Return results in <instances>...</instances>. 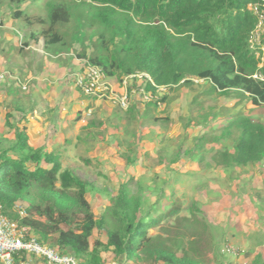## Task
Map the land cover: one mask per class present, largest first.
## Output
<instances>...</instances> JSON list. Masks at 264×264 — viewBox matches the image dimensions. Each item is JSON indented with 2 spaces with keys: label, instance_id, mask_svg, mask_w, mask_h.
<instances>
[{
  "label": "trees",
  "instance_id": "1",
  "mask_svg": "<svg viewBox=\"0 0 264 264\" xmlns=\"http://www.w3.org/2000/svg\"><path fill=\"white\" fill-rule=\"evenodd\" d=\"M27 1L19 0L16 7L12 0H0V5L5 6L4 12L26 5L14 15L20 27L28 28L29 39H43L49 56L72 52L75 45L79 47L75 56L118 80L145 72L156 86L172 90L192 87L193 79H202L210 83L209 92L232 93L239 101L248 99L256 107L264 106V81L252 77L258 67L248 47L257 19L247 10L249 3H257L264 11V0H30L28 5ZM31 8H41L44 13L31 14ZM146 89L156 91L150 84ZM150 102L144 105L135 100L123 113L138 121V126L122 130L135 141L133 147L128 139L118 142L120 146L125 144L121 157L126 165L139 160L143 127L169 122V117L160 119L151 113L150 105L156 106ZM16 108L27 112L25 107ZM211 115H204L198 124L205 125ZM14 130L13 139L0 134L3 212L28 226L39 243L57 247L82 264H101V253L108 251L119 263L227 264L220 248L223 229L203 218L202 202L194 198L180 215L183 208L174 191L175 178L161 177L164 170L184 173L173 168L175 164L196 162L205 171L221 167L227 181L223 188L227 190L242 170L264 160V120L236 113L217 129L211 127L194 138L196 149L175 143L163 145L155 157L145 154L149 164L145 168L163 166V174L154 175L159 182L153 188L133 178L121 182L109 205L96 217L87 200L88 193L96 188L94 183L73 168H63L57 152L30 146L26 126ZM226 140H231L232 151L223 147ZM213 143L222 146L206 147ZM183 175L194 176L192 172L179 176ZM134 182L137 192L131 190ZM164 186L171 189L170 195H166ZM242 187L253 192V200L264 198L263 190L253 189L248 183ZM146 190L156 192L157 200L151 202L144 195ZM17 203H26V216L20 217ZM162 204H168L167 208ZM260 207L264 208V203ZM94 231L102 233L101 237L90 239ZM27 259L21 253L14 262ZM248 264H264V249Z\"/></svg>",
  "mask_w": 264,
  "mask_h": 264
},
{
  "label": "rangeland",
  "instance_id": "2",
  "mask_svg": "<svg viewBox=\"0 0 264 264\" xmlns=\"http://www.w3.org/2000/svg\"><path fill=\"white\" fill-rule=\"evenodd\" d=\"M18 1L19 0H12L15 6L18 4ZM29 3L30 0H28L26 4L28 5ZM41 3H43V1ZM25 6L26 5L23 4L18 8L21 9ZM18 8L14 9L13 11L6 8L4 12L3 10L5 9V6L2 4L0 5V55L5 52L9 53L13 51L12 49L9 50V47L11 45L17 44L16 38L19 39V43L21 44V46L27 43L29 39L30 33L28 28L20 27L19 19H16L17 17L16 15H14L15 13H19ZM30 10L32 12L31 14L42 15L44 13V10L41 8H31ZM35 28L38 29V27L36 26ZM60 29L66 30L65 27H61ZM74 47H76L75 51H73ZM34 48L35 50H24H27L25 52L29 53L30 51H32L35 54L33 53V55H24L21 61L12 62L11 64V66L15 67L14 69H20L22 66L24 67V74L20 71L11 73H14L12 76L17 78L18 80L27 83V87L25 90H22L20 88L19 89L21 91L17 90V93H23H18V95L20 96L21 103L25 107L29 105L27 96L29 93L28 90L31 88L32 84L31 79L27 78V76L29 77L31 75H35L33 68L36 66V64L32 62H36L39 59L38 57L44 58L41 55L36 54L41 49L40 44H34ZM78 50L79 47L73 45L71 49L72 52H69L70 58L74 57V53ZM28 62L31 63L28 64ZM3 71H0V93L4 90L1 88V84H6L8 86L14 83L12 79L4 78V76H1V72ZM37 76L40 75L37 74ZM112 82L114 83L113 80ZM194 83L195 84L192 87H180L174 88L172 90L164 88L163 90H156L154 92L150 91L152 95V98L150 100H140L137 96L133 97L136 100H140L144 105L150 101V103H154L156 108H153V105H150V111L155 117L160 119L169 117L168 123H165L162 120L160 122H157L156 124L151 123V127H143V132L140 133V136L144 137L139 141V160L135 164L126 165V163H124V160L120 156L121 151H119V149L115 146V143L121 134L120 132L124 128L132 129L138 126V121L132 116L131 120L133 121L134 126L129 125L127 121L123 123L124 117L127 118L128 115H123V113H116L117 108L115 105L109 107L108 105H104L103 102L99 105L101 110L98 111L95 108L93 112H91L90 110L86 113V116L95 115V119L93 117L90 118V123L93 122V124H91L90 126L92 131H99V135H97L96 137L97 142L95 143V145H101L102 142H106L108 146L107 152L112 154V157L108 162H105L100 167H97L98 171H96V173H94L93 175L88 176L90 180L96 183L97 186L93 191L89 192V197L87 196L92 202L93 207L101 210L103 201L99 197H95L94 194L101 193L103 191L102 187H104V192L112 197L116 193L118 185L121 182L130 180L131 178H133L134 180H142L145 187L153 188L155 184L159 182V179H157L154 175H162L163 166L153 165L152 168H145V165H149L148 160L145 158V154L155 157L156 151L161 149L163 145L167 144L173 146L175 143H182L184 147H193L194 149H196L195 139L197 137L210 131L211 127H215L217 129L218 126L224 124L227 119H229L236 113H241L242 115L247 114L248 116H251L253 118L264 120V106L260 105L256 107L251 104L250 100L248 99L239 101L238 96L232 93L209 92L210 83L208 81L195 79ZM132 87L136 88V83H134ZM9 89L14 91V89L11 87ZM32 91L34 90L32 89ZM79 92L82 93L81 91ZM166 94L167 97L165 96ZM164 96L165 98L161 100V98ZM9 110L11 109L5 108L4 114H6L5 119H3V130L1 126L0 134L3 135V137L7 136V138L13 139L15 132V121L16 123H18L17 119L19 118L17 116L19 115V113L15 112V114H13ZM97 113L102 116L101 119H97ZM210 113L212 115L207 117V123L205 125L198 124V121L202 120V117L204 115L206 116V114ZM213 113H216L217 116L215 117ZM159 137L162 138L160 140L162 142L159 141ZM93 139L94 138L91 137V140ZM127 139L132 141V138ZM110 140H113L112 143H110ZM131 143V147H133L135 141H132ZM82 144L86 143L82 141ZM223 144L224 148L232 151V148H230L232 146L231 140H226L223 142ZM86 145V148L80 147L79 149H75L76 146H74V143H72V140L70 139L66 144L64 150H62L61 154L59 155V158L64 166H66L67 168H73L83 178L86 175V168H82L80 167V165H87L88 163L91 164V161L93 160L92 157H88L85 156V154H82L85 149H89L90 147L88 144ZM211 146L221 147L222 144L213 143L206 145L207 148H210ZM56 148L59 149L58 147ZM80 151H82V153ZM182 153L183 152H181V154ZM185 154L187 155L189 153L186 152ZM181 165L183 164H175L173 165V168H179L181 167ZM106 166H111V169L107 171ZM184 167L187 168V164H185ZM258 168H263L264 170V160L260 162L258 166L242 170L239 174V178L236 179L232 183L231 187L227 190L223 188L227 185L226 178L224 177V180H220L221 178H223V173L219 169L215 170L213 174L211 172H205L203 176L205 179L207 177L215 178V181H212L211 183L212 189L217 188L218 185H221L215 191H199V185H196L195 181L190 180L188 182H184L186 183L185 186L176 185L177 192H175V194L181 200L183 208L180 215L185 214V208L191 201H193V193H196L197 199L202 201L201 211L203 218L205 217V219L210 223L220 226L225 233V236L220 242V248L222 244H227L233 248H237V250L238 248L243 250L242 254L237 255L228 256V254H222L224 263L227 262L229 264H248L249 262L246 259L257 252H260L264 248L262 247V244L264 243V208L260 207L261 203H264V198H262L261 200H253V192L250 191L248 187H242L246 184V182L243 181L244 178H248L251 180L250 185L252 186V188L253 186L254 188H263L261 186V183L263 182H260V174L258 173ZM182 170L187 169L182 168ZM167 171L164 170V175H162L161 177L162 180L166 177L173 178V171ZM154 181H156V183ZM163 189L167 195H170V188H166L164 186ZM131 190L132 192H137V182L136 184L135 182L132 184ZM223 194L224 197L222 196L221 198L217 199ZM144 195L148 197L151 202H154L157 200L158 194L156 195V192L152 193L151 190H146ZM262 196L264 197L263 194ZM236 199H239V201H236ZM23 204L18 203L17 205L20 208H24L26 203ZM244 205H246L247 207H244ZM162 206L164 208H167L168 204H162ZM154 212L158 211L154 210ZM63 227L66 229L65 226ZM71 228H74V226H71ZM94 232V234H90V239H92V237L99 238V235L101 237L102 233L100 234L98 231Z\"/></svg>",
  "mask_w": 264,
  "mask_h": 264
},
{
  "label": "crops",
  "instance_id": "3",
  "mask_svg": "<svg viewBox=\"0 0 264 264\" xmlns=\"http://www.w3.org/2000/svg\"><path fill=\"white\" fill-rule=\"evenodd\" d=\"M16 43H17L16 45H11L9 47V50L12 49L14 52L13 51L9 53L5 52L0 55V71L3 70H8L11 72L20 71L21 73H23L24 67L22 66L20 69L18 68L14 69L15 67L11 66L12 62H19L23 59L24 55H29V54L33 55L34 52L32 51H30V53L25 52L27 50L24 49H30V48L29 46L26 45L21 46L18 38H16ZM36 54L41 55L44 58L38 57L39 59L36 62L35 61L32 62L36 64V66L33 68L35 75H31L29 77L27 76V78L31 79V83H32L31 88L28 90L29 93L27 98L29 105L27 107H25L20 101V96L18 95L19 92L17 93V90L18 91L21 90L19 89V86L16 83H12L13 86L12 85L7 86L6 84H1V88L4 90L0 93L1 96L0 116L2 115L0 117V127L2 126L1 128L3 130V119H5V114H6V113L4 114L5 108H9L11 109L9 111H11V113L13 114H15V112L19 113V115L17 116L19 118L17 119L18 123H16L15 121V127L22 128L23 126H26L28 143L30 146H33L34 148L41 147L47 152L55 151L57 152L58 155H60L61 151L64 150L66 144L69 142L70 139L72 140V143H74V146H76L75 149H79L80 147L86 148L87 146L86 144H88L90 146L89 149L88 148L85 149L83 153L82 151L80 152L82 154H85V156L92 157L93 160L91 161V164L90 163H88L87 165L81 164L80 167L86 168L85 169L86 175L84 176V178H87L89 181L93 182L92 180H90L88 176L96 173V171H98L97 167H100L103 163L108 162L109 159L112 157V154L107 152L108 146L106 142L105 143L102 142L101 145L98 144L95 145V143L97 142L96 137L97 135H99V131L94 132L90 128L91 124H93V122L90 123V118L93 117L95 119V115L86 116V113L89 112L90 110L91 112H93L95 108L98 111L101 110L99 105L102 102L104 103V105H108L109 107L114 106L115 104L110 98L96 99V98L87 97L72 86V82L67 76V73L75 69H80L82 63L84 62L83 60L73 57L70 58L69 53H63L62 55H58V56H53V55L49 56L47 54L42 55V53H36ZM29 63L31 62H28V64ZM37 74H39L40 76H37ZM111 79L115 81V78L112 77ZM10 87L13 88L14 91L10 90L9 89ZM32 89L34 91H32ZM19 94H23V93L20 92ZM135 100L136 99L133 98L131 104H133ZM17 105L21 107H25L27 112L23 113L16 110ZM116 108H117L116 113L126 112V110H123L118 106H116ZM97 115H98L97 119H101L102 116L98 113ZM126 121L129 125L134 126L132 120L124 117L123 123H125ZM120 133L121 134L118 137L115 146L119 149V151L123 152L126 150L125 144L124 146H120L118 145V142L121 140L123 141L125 137L126 139L129 138V136L123 135V131H121ZM91 137L94 139L91 140ZM82 141L85 142L86 144H82ZM112 141L113 140H110V143H112ZM56 147H58L59 149H57ZM121 152H120V156H121ZM185 164H187V168L184 167ZM62 167L67 168L63 164ZM106 168L107 171H109L111 169V166H106ZM182 168L187 170H182ZM217 169L221 170V172L223 173V178H221L220 180H224L225 173L221 167H216L205 171L196 162L194 163L183 162V165H181V167H179L178 170L184 173L177 174L172 172L175 178L173 184L174 191L177 192L176 185L185 186L186 183L184 182H188L189 180L195 181L196 185L203 184L204 187L200 188L199 191L201 190L215 191L221 185H218L217 188L212 189L211 183L212 181H215V178L207 177L205 179L203 176L205 172H211L213 174V172ZM258 170H259L258 173L260 174L259 175L260 182H263L261 183V186L263 188H256V187L254 188L253 186V189L264 191V170L263 168H258ZM89 171L92 173H90ZM187 172H192L194 176L193 177H187L184 175L183 177L179 176L180 174H185ZM178 177H181V180L176 181ZM166 178L172 179L169 177ZM243 181L248 183V185L252 188V186L250 185L251 182L250 179L244 178ZM94 185L95 187H97L96 183H94ZM102 189L103 191L101 193L94 194L95 197H99L103 201L101 210L92 206L93 204L88 198L89 193L87 197L92 212L96 217H98L104 212L105 208L109 205V201L111 198L110 195H107L104 192V187H102ZM117 190L118 188L116 189V192ZM222 196L224 197V194L219 196L217 199L221 198ZM193 198L195 200H198L196 197V193H193ZM198 201L202 202L201 200ZM236 201H239V199H236ZM244 207L247 206L244 205ZM263 245L264 243L262 244V247H264ZM29 257L32 260L31 261L32 264H43L41 260L36 259L35 257L32 256ZM101 257L103 258L102 263L109 262L110 260L116 261L114 254L111 251L101 253ZM252 257L253 255L249 256L246 260L250 262ZM14 264H23V263L18 260V262L16 263L14 262ZM123 264H132V263L130 261H123Z\"/></svg>",
  "mask_w": 264,
  "mask_h": 264
},
{
  "label": "built area",
  "instance_id": "4",
  "mask_svg": "<svg viewBox=\"0 0 264 264\" xmlns=\"http://www.w3.org/2000/svg\"><path fill=\"white\" fill-rule=\"evenodd\" d=\"M259 6L257 3H249L247 5V10L257 19L248 37V47L257 60L258 67V71L252 77L264 81V72L262 71L264 68V11ZM84 63L81 69L69 73L68 77H70L73 87L91 98H110L116 106L123 110H126L131 105L134 96H138L141 100H150L152 98L151 93L146 91L147 83H151L157 91L165 88L156 86L152 78L142 72L128 75L122 78L118 84L112 83L99 66L89 62ZM1 76L12 79L22 90L27 87V83L18 80L9 73H1ZM133 80L142 81L143 84L133 88L131 87ZM17 204L16 211L20 217L26 216L25 207L20 208ZM221 252L231 256L242 254L243 250L239 248L237 250V248L222 244ZM21 253L28 256L27 260L21 261L23 264H32L29 256L41 260L43 264H82L73 255L64 253L57 247L39 243L28 226L21 225L18 221L7 217L0 205V262L2 264H14V257ZM103 264L123 263L113 260Z\"/></svg>",
  "mask_w": 264,
  "mask_h": 264
},
{
  "label": "clouds",
  "instance_id": "5",
  "mask_svg": "<svg viewBox=\"0 0 264 264\" xmlns=\"http://www.w3.org/2000/svg\"><path fill=\"white\" fill-rule=\"evenodd\" d=\"M36 43H39L40 44V47H41V49H40V51H38L37 53H42V55H45V48H44V41H43V39L40 37V38H38V40L37 41H35V40H32V39H28V41H27V43H25V44H23L22 46H24V45H26V46H29V48L30 49H32V50H35V48H34V44H36ZM47 54V53H46ZM48 55V54H47ZM62 55V54H61ZM73 58H77V59H81V60H83L84 62H89V61H87L85 58H79V57H77V56H75L74 55V57ZM82 63V66L80 67V69L83 67V65L85 64V63ZM90 63V62H89ZM92 64V63H91ZM95 65V64H94ZM101 68V67H100ZM102 69V68H101ZM75 70H79V69H75ZM103 70V69H102ZM74 70H72V71H70V72H68L67 73V76H69V73H71V72H73ZM104 71V70H103ZM105 72V71H104ZM1 73H9V74H11V75H13L14 73H11V72H9L8 70L7 71H3V72H1ZM106 73V72H105ZM136 73V72H135ZM142 73H145V72H142ZM134 74V73H133ZM147 74V73H146ZM107 75V74H106ZM131 75V74H130ZM149 75V74H148ZM108 76V75H107ZM128 76V75H127ZM150 76V75H149ZM124 77H126V76H123L122 78H124ZM151 77V76H150ZM5 78H7V77H5ZM108 78H109V80L112 82V77H109L108 76ZM114 78V77H113ZM122 78L121 79H117V78H115V81H114V83H120L121 82V80H122ZM69 79H70V77H69ZM25 80V79H24ZM71 80V79H70ZM193 80H195V79H193ZM199 80H202V79H199ZM72 82V81H71ZM15 83V82H14ZM113 83V82H112ZM134 83H136V86L137 85H142L143 84V82L142 81H139V80H133V84ZM132 84V85H133ZM148 84H150L151 85V83H147L146 84V86L148 85ZM72 86H73V84H72ZM152 86V85H151ZM132 87V86H131ZM20 88V87H19ZM146 91H147V89H146ZM148 92V91H147ZM83 94V93H82ZM84 95V94H83ZM86 96V95H85ZM87 97H89V96H87ZM93 98V97H92ZM141 100V99H140ZM130 107V106H129ZM129 107L126 109V110H128L129 109ZM120 108V107H119Z\"/></svg>",
  "mask_w": 264,
  "mask_h": 264
}]
</instances>
